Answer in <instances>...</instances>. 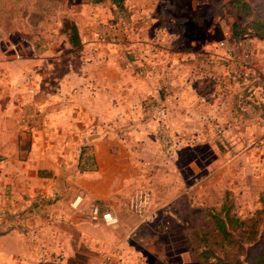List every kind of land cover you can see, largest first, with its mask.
I'll return each instance as SVG.
<instances>
[{"label": "rangeland", "instance_id": "rangeland-1", "mask_svg": "<svg viewBox=\"0 0 264 264\" xmlns=\"http://www.w3.org/2000/svg\"><path fill=\"white\" fill-rule=\"evenodd\" d=\"M226 1L123 0L119 8L108 0H0V96L4 105L13 95V119L40 124L41 113L27 108L22 93L33 83L56 88L69 65L81 66V55L97 58L99 77L107 71L113 81L111 131L134 163L126 170L128 200L118 201L116 211L103 207L118 223L106 226L114 249L100 264L107 255L113 264H203L198 246L213 235L212 211L227 203L248 217L263 207L264 39ZM248 1L264 20V0ZM72 24L81 45L61 55ZM143 87L148 94L136 96ZM16 194L0 193V231L18 230L22 245L32 248L27 232L40 212L30 197ZM11 243L0 241V248ZM61 261V254L0 250V264Z\"/></svg>", "mask_w": 264, "mask_h": 264}, {"label": "crops", "instance_id": "crops-1", "mask_svg": "<svg viewBox=\"0 0 264 264\" xmlns=\"http://www.w3.org/2000/svg\"><path fill=\"white\" fill-rule=\"evenodd\" d=\"M66 49L72 50L68 39L61 44V55ZM79 58L81 66L69 65L56 88L33 83L22 93L27 108L41 113V125L13 119V95L4 105L0 96V193L7 188L24 194L40 212L27 232L34 239L32 248L23 246L25 235L12 228L0 235V241L12 242L0 248L2 253L61 254V264L85 254L86 264H100L114 249L113 230L93 222L90 212L93 205L116 211L118 201L128 200L131 180L126 170L134 162L124 140L111 131L117 103L113 81L107 71L99 77L97 58ZM136 91L138 97L148 94L145 87ZM83 145L89 147L95 169L79 168Z\"/></svg>", "mask_w": 264, "mask_h": 264}, {"label": "trees", "instance_id": "trees-1", "mask_svg": "<svg viewBox=\"0 0 264 264\" xmlns=\"http://www.w3.org/2000/svg\"><path fill=\"white\" fill-rule=\"evenodd\" d=\"M105 0H89L91 3H100ZM116 7L123 5V0H108ZM229 12L247 17V26L254 30L258 37L264 39V20L259 18L248 0H227ZM236 29V26H235ZM239 30L233 31L238 35ZM69 42L73 47H80L81 42L75 24L70 26ZM248 82L242 78L241 83ZM89 147L83 145L79 156V168L82 170L95 169L92 156L88 155ZM263 207L256 210L251 216L240 217L231 212V205L223 203L218 211L210 213L212 234L205 236V245H199L198 257L203 264H264V232L261 230V215ZM5 232L0 231V235ZM218 238L215 246L213 239ZM209 239H211L209 241ZM243 256V258H241Z\"/></svg>", "mask_w": 264, "mask_h": 264}, {"label": "built area", "instance_id": "built-area-1", "mask_svg": "<svg viewBox=\"0 0 264 264\" xmlns=\"http://www.w3.org/2000/svg\"><path fill=\"white\" fill-rule=\"evenodd\" d=\"M238 77H241L238 75ZM236 80V79H234ZM138 206L142 205V201H135ZM91 220L95 223H99L105 226H114L118 223V217L111 212L110 210L103 209L99 205H93L90 212ZM112 256L107 255L103 260V264H113L112 263Z\"/></svg>", "mask_w": 264, "mask_h": 264}]
</instances>
